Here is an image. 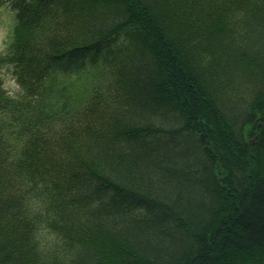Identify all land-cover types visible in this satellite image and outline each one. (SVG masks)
I'll use <instances>...</instances> for the list:
<instances>
[{"label": "trees", "instance_id": "16d2710c", "mask_svg": "<svg viewBox=\"0 0 264 264\" xmlns=\"http://www.w3.org/2000/svg\"><path fill=\"white\" fill-rule=\"evenodd\" d=\"M2 4L0 264H264V0Z\"/></svg>", "mask_w": 264, "mask_h": 264}, {"label": "rangeland", "instance_id": "374dc122", "mask_svg": "<svg viewBox=\"0 0 264 264\" xmlns=\"http://www.w3.org/2000/svg\"><path fill=\"white\" fill-rule=\"evenodd\" d=\"M213 4L215 3L212 2V4L208 6L213 7ZM210 12H212V9H210ZM14 28H15L14 11L7 4L0 5V57H3L4 54H6L9 50V44L13 40ZM0 76L2 77L4 90L7 93V95L13 96L15 98L19 97L21 95V88L17 84L16 79L11 71V68H9L8 66H1ZM8 116L9 117H6L5 120L0 123V130L4 131L2 132L3 135H6V133L8 135L9 133L14 132L13 128L15 127V122L13 120H16V118H14L13 115L11 116L10 114H8ZM250 137H251V141H253V137L252 136ZM2 152L3 151L0 150V169L4 167V176H5L3 180L4 182L11 183L12 176L10 175V173L13 175L16 172L11 167V163L8 159L9 157L4 155V153ZM9 183L6 184L7 185L6 191H10L11 189L9 187L10 186ZM115 259L116 256L112 255L111 257L112 261L106 260L105 264H115L114 263Z\"/></svg>", "mask_w": 264, "mask_h": 264}, {"label": "bare ground", "instance_id": "6f19581e", "mask_svg": "<svg viewBox=\"0 0 264 264\" xmlns=\"http://www.w3.org/2000/svg\"><path fill=\"white\" fill-rule=\"evenodd\" d=\"M259 125H261V123H260ZM246 131H248V129H247ZM255 136H257V135H255ZM252 142H254V139H253V141H252Z\"/></svg>", "mask_w": 264, "mask_h": 264}]
</instances>
